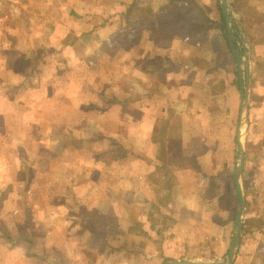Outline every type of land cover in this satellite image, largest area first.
Returning <instances> with one entry per match:
<instances>
[{
  "label": "crops",
  "instance_id": "obj_1",
  "mask_svg": "<svg viewBox=\"0 0 264 264\" xmlns=\"http://www.w3.org/2000/svg\"><path fill=\"white\" fill-rule=\"evenodd\" d=\"M150 1H0V264L226 260L241 115L227 26L218 5L219 35L165 38L146 23L173 11ZM228 1L254 30L252 43L237 21L251 90L234 264H264V226L248 217L264 218V202L246 188L250 157L264 154L250 133L252 100L264 97L252 58L264 49V0Z\"/></svg>",
  "mask_w": 264,
  "mask_h": 264
},
{
  "label": "water",
  "instance_id": "obj_2",
  "mask_svg": "<svg viewBox=\"0 0 264 264\" xmlns=\"http://www.w3.org/2000/svg\"><path fill=\"white\" fill-rule=\"evenodd\" d=\"M218 5L221 9L224 21L227 26V37L235 59L237 61V70L240 82L241 94V115L237 130V146H236V165L234 173V183L237 198L236 219L233 231L232 244L229 249L227 258L223 262L208 261V260H192V261H177L172 264H234L238 251L244 228V217L246 212V196L243 188L244 181V166L246 159V140L249 132L250 116V90H251V64L250 54L245 51L244 59L240 50L235 46V30L238 29L236 21V13L228 0H218ZM240 37L245 46V37L240 34Z\"/></svg>",
  "mask_w": 264,
  "mask_h": 264
},
{
  "label": "rangeland",
  "instance_id": "obj_3",
  "mask_svg": "<svg viewBox=\"0 0 264 264\" xmlns=\"http://www.w3.org/2000/svg\"><path fill=\"white\" fill-rule=\"evenodd\" d=\"M155 1L158 4L157 7L162 6L163 9H161V10H162V13H164V14H166L167 9H169V11H170L171 9H173L177 5L178 6L185 5V7H191L190 6L191 4H189L190 0H166L167 3L165 0H155ZM192 2H195L199 6V8L202 10L203 13H205V15L207 16V18L210 19V21L213 22V21L218 19V16H219L218 15V0H215V1L214 0H192ZM151 4L152 5L154 4L153 0H151L149 2V5H151ZM235 4H236V6L241 7V2L240 3L235 2ZM60 5H62V4H60ZM64 8H65V6H64ZM236 21H239V25L242 29H244V26H245L246 34L248 37H253L254 30H253V25L251 22H249L246 19H241L240 17L238 20L236 18ZM210 27H211V29L212 28L214 29L213 25ZM262 27L264 28V25H262ZM213 29L210 33H217L219 35V32L216 30V28L214 29L215 31ZM218 40H220L219 36H218ZM253 40L254 39H251L252 43H253ZM237 42L239 43V40ZM252 58L254 61L253 65H259L261 62H262V64H264V49L259 50L258 45L256 44V52L253 51ZM254 80H255L254 82L256 85L257 77ZM259 83H257V84H259ZM254 89H255L254 93H256L257 92V86H255ZM252 102H253V105H254L256 111L254 112L255 115H251V121L254 122V125H253L250 133L252 132V134H254L255 136H257L263 140L264 139V116L262 117L260 114H258V110L264 111V97L261 98L259 96H256V94H255V98L252 100ZM259 159H260V157H258L257 160H259ZM260 161L261 162L256 163L257 162L256 156L255 157L252 156V157H250L249 163H248V167L249 168H251L252 166L255 167L256 172H253L250 170V173H251L250 174V181L247 182V184H250L255 179H257V180L259 179L258 181L257 180L255 181V184H254L255 189L254 190H252L251 187L246 184L247 191L249 192V190H250V194H249L250 203H251L253 197H254V201L256 199L257 200L259 199V201L263 200V202H264V154L262 155V158ZM256 187H258V190H257L258 197H255V194H256L255 190L257 189ZM249 212H250V214H248V217L250 219L249 222L252 220H256V217H258V221H256V224H250V225L253 227L255 226L256 231L260 230V228L262 226H264V218L260 217L259 215L256 216L257 213H254V212H256V210L255 211L250 210ZM257 223H262V224L258 225Z\"/></svg>",
  "mask_w": 264,
  "mask_h": 264
},
{
  "label": "trees",
  "instance_id": "obj_4",
  "mask_svg": "<svg viewBox=\"0 0 264 264\" xmlns=\"http://www.w3.org/2000/svg\"><path fill=\"white\" fill-rule=\"evenodd\" d=\"M191 7H185V5L175 6L173 9V16L170 19L156 18L154 21H148L146 24L150 26L157 25V29L162 37H170L171 34L177 36H186L196 41H201L207 34V31L211 29L210 26L213 22L202 12L199 6L190 0ZM188 6V5H187ZM222 19V17H221ZM222 19V24L224 26ZM264 32V31H259ZM249 39V37H248ZM252 37H250V40ZM259 71V68H258ZM255 74L254 79L259 75V72ZM255 81V80H254ZM258 79L256 80V82Z\"/></svg>",
  "mask_w": 264,
  "mask_h": 264
},
{
  "label": "built area",
  "instance_id": "obj_5",
  "mask_svg": "<svg viewBox=\"0 0 264 264\" xmlns=\"http://www.w3.org/2000/svg\"><path fill=\"white\" fill-rule=\"evenodd\" d=\"M0 1L6 2V1H10V0H0Z\"/></svg>",
  "mask_w": 264,
  "mask_h": 264
}]
</instances>
